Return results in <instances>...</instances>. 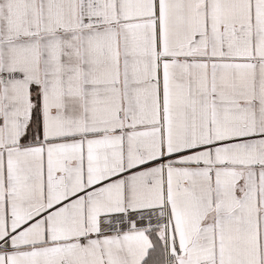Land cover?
Instances as JSON below:
<instances>
[{"label": "snow or ice", "instance_id": "obj_1", "mask_svg": "<svg viewBox=\"0 0 264 264\" xmlns=\"http://www.w3.org/2000/svg\"><path fill=\"white\" fill-rule=\"evenodd\" d=\"M0 264H264V0H0Z\"/></svg>", "mask_w": 264, "mask_h": 264}]
</instances>
